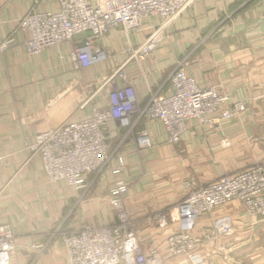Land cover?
Segmentation results:
<instances>
[{"label": "crops", "instance_id": "0c3cea01", "mask_svg": "<svg viewBox=\"0 0 264 264\" xmlns=\"http://www.w3.org/2000/svg\"><path fill=\"white\" fill-rule=\"evenodd\" d=\"M58 8V0H0V224L14 228L10 264H68L66 247L51 241L52 232L62 226L79 229L86 223L114 222L110 190L119 180L132 184L126 198L131 216L169 211L164 228L140 232L145 251L158 248L165 253L167 236L179 229L174 207L186 195L187 176L207 183L264 162V0H202L180 15L159 45L140 59H134L132 47L146 40L154 30L150 24L159 18L131 35L130 43L123 30L113 29L103 40L109 57L82 69L71 56L72 43L38 53L25 48L28 35L19 27L21 18ZM120 67L142 103L158 88L167 91L171 73L181 67L200 86H216L229 102L243 101L247 109L221 128L190 121L177 145L166 140L160 124L149 123L155 148L145 164L137 160L134 142L122 141L111 123L110 147H118L126 163L120 174L109 169L89 174L82 189L64 179L50 182L41 157L31 148L36 134L88 115L93 105L105 106L110 90L103 85ZM224 216L233 231L218 234L214 224ZM193 234L200 241L196 253L205 264H264V218L249 215L239 201L200 216ZM166 264L194 263L170 255Z\"/></svg>", "mask_w": 264, "mask_h": 264}, {"label": "built area", "instance_id": "2783aa9c", "mask_svg": "<svg viewBox=\"0 0 264 264\" xmlns=\"http://www.w3.org/2000/svg\"><path fill=\"white\" fill-rule=\"evenodd\" d=\"M58 1L56 11H32L21 18L19 27L28 35L25 48L28 53H38L72 43L71 56L76 67L82 69L109 57L103 40L113 29L123 30L130 43L131 35L140 33L150 19L159 18L158 23H149L157 30L143 43L132 47L134 58L137 53L147 54L160 42L162 31L199 0ZM79 36L83 37L80 43ZM6 46L7 42L1 47ZM168 82L167 91L158 88L142 103L132 79L120 67L103 85H108L110 90L105 106L93 105L90 113L82 118H68L38 132L31 148L41 157L50 182L64 179L82 189L89 174L103 173L104 169L120 174L126 163L118 156V147H110L111 123H115L122 141L134 142L135 156L145 164L148 152L155 148L149 123L160 124L166 140L177 145L190 121L199 127L221 128L223 123L247 109L243 101L229 102L216 86H200L181 67L171 73ZM262 101L264 112V92ZM223 142L230 144L227 138ZM115 158L118 164L113 166L111 162ZM184 186L186 195L174 207L179 229L167 236L165 253L158 248L145 251L140 232L155 226L164 228L169 211L131 216L126 198L132 184L119 180L110 190L109 205L116 213L114 222L86 223L79 229L58 232L67 250L68 264H166L170 255H183L194 264H205L196 253L200 241L193 234L200 216L231 201H239L249 215L264 218V162L207 183L189 175ZM214 228L218 234L233 231L227 216L218 218ZM14 238L13 226L0 224V264H10L16 248Z\"/></svg>", "mask_w": 264, "mask_h": 264}, {"label": "rangeland", "instance_id": "374dc122", "mask_svg": "<svg viewBox=\"0 0 264 264\" xmlns=\"http://www.w3.org/2000/svg\"><path fill=\"white\" fill-rule=\"evenodd\" d=\"M202 1V0H201ZM198 2H200V0L199 1H196L194 4H192L189 8H191L193 5H195L196 3H198ZM160 21V20H159ZM156 29V28H155ZM153 30L149 35H148V37L154 32V31H156V30ZM162 35H161V38H159L160 39V41H162L163 40V38L164 37H166L167 36V28H165L163 31H162V33H161ZM147 37V38H148ZM146 38V39H147ZM160 43V42H159ZM159 43H158V45H159ZM157 45V46H158ZM156 46V47H157ZM156 47H154V48H152V50H154ZM152 50H150L147 54H144V53H137L136 54V57L135 58H138V59H140V57H143V56H147ZM134 58V59H135ZM194 78V77H193ZM209 87H212V86H209ZM59 123V122H58ZM194 175V174H193ZM167 212V211H166ZM94 224H96V223H94ZM96 225H103V224H96ZM68 229H72V230H74V228H68ZM68 229H66L65 227H60V228H57V230H56V233L53 231L52 233V238H51V241L52 242H59V243H62L59 239H60V236H58V232H62V231H67ZM63 244V243H62Z\"/></svg>", "mask_w": 264, "mask_h": 264}]
</instances>
